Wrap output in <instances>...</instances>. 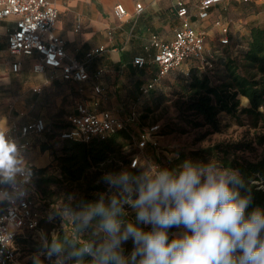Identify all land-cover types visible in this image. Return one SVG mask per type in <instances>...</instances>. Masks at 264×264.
Here are the masks:
<instances>
[{"label":"clouds","instance_id":"1","mask_svg":"<svg viewBox=\"0 0 264 264\" xmlns=\"http://www.w3.org/2000/svg\"><path fill=\"white\" fill-rule=\"evenodd\" d=\"M33 177L17 141L0 125V204L23 201ZM101 179L108 191L97 199L49 213V222L59 217L72 229L62 239L41 234L51 264H86V257L90 264H264V210L246 215L252 197L241 194L238 170L186 159L174 169L149 163L138 174L122 169ZM125 205L135 221H125ZM172 228L183 231L170 239ZM129 240L133 249L125 256ZM33 260L42 264L39 255Z\"/></svg>","mask_w":264,"mask_h":264},{"label":"crops","instance_id":"2","mask_svg":"<svg viewBox=\"0 0 264 264\" xmlns=\"http://www.w3.org/2000/svg\"><path fill=\"white\" fill-rule=\"evenodd\" d=\"M54 1L59 10L54 34L65 40L68 56L84 62L88 52L101 47H104V51L88 64L91 78L84 83L65 81L61 78L60 70L50 68L38 74L33 70L39 59L38 54L12 56L8 51V35L15 28L16 19L11 17L1 21L0 125L5 123L9 132L15 125L42 118L49 130L58 133L70 125L71 116L78 114L77 105L84 96L92 112L109 111L115 117H124L127 114L124 107H135L142 96L154 90L157 92V85L146 92L158 74V67L153 62L156 49L152 45V38L156 36L165 43H171L182 25L176 13L175 0ZM185 1L192 27L205 34L206 42L207 39L218 38L220 41L224 38L229 40V35H235L240 40L242 36L248 37L250 28L255 26L247 27L245 32V27L240 24L242 20L232 19L235 15L234 3L247 4L242 0H226L216 5L204 19L200 17L202 0ZM118 4L124 5L127 10V16L123 19L115 14ZM140 7L144 10L138 15ZM240 27L242 35L239 33ZM137 56L146 58L145 67L139 68L134 64ZM15 62L21 63V69L17 72L13 70ZM99 71L102 73L97 77ZM97 87L101 89L100 93L96 91ZM36 89L39 91L36 92ZM45 157L37 156L34 152L24 156L29 166L37 168L50 164L49 157ZM5 204H0V208Z\"/></svg>","mask_w":264,"mask_h":264},{"label":"trees","instance_id":"3","mask_svg":"<svg viewBox=\"0 0 264 264\" xmlns=\"http://www.w3.org/2000/svg\"><path fill=\"white\" fill-rule=\"evenodd\" d=\"M241 41L246 44L240 50V55L234 56L229 51V47H226L225 55L219 58L218 83H213L208 75L193 72L188 81L182 85V96L186 110L192 113L193 117L189 120L195 128L209 126L212 132L221 131L219 115L223 112L237 120L243 115L248 117L247 136L235 143L223 142L204 150L205 160L212 158L222 167L235 169L240 173L245 184V188L240 190L241 194L250 193L252 197V202L246 209L247 215L256 208L264 210V112L262 111L264 109V25L252 26L249 36ZM212 64L215 63L211 62ZM240 97L244 105L249 107H241ZM138 119L139 117L137 121ZM68 127L70 125L65 129ZM49 131L57 137L60 132L54 133L48 128L47 132ZM60 142L59 151L54 153L58 174L50 172V167L30 166L34 173L32 185L39 192L42 204L59 208V204L54 201L56 191L53 188L65 185L82 187V195L71 203L73 206L80 200H95L98 194L108 191V186L101 179L102 176L107 172L121 171L123 164H126V169L134 174L142 172L140 165L137 168L130 166V160L134 156L126 149L133 142L131 131L117 130L105 140L94 139L89 142L60 140ZM259 149L261 153L254 160L245 156L246 152L253 153ZM127 206H124L125 209ZM124 219L128 221L130 218L127 215ZM43 222V219L40 220L41 228ZM52 224L53 231L61 239L67 234H72L71 225L61 218L57 217ZM174 231L175 228L169 229L170 239ZM51 234L52 232L47 234L49 240ZM90 235L91 230L83 238L87 239ZM33 238L32 234L19 238L17 243L22 260V254L32 244ZM39 257L42 264H51L46 256ZM85 261L86 264H90V258L86 257ZM25 264H34V260Z\"/></svg>","mask_w":264,"mask_h":264},{"label":"built area","instance_id":"4","mask_svg":"<svg viewBox=\"0 0 264 264\" xmlns=\"http://www.w3.org/2000/svg\"><path fill=\"white\" fill-rule=\"evenodd\" d=\"M226 0H202L200 3V17L207 18L211 9ZM244 2H261L264 0H242ZM176 13L181 19L182 25L171 43H165L158 37L152 38V45L156 49L153 62L158 67V74L153 82L148 85L146 92L154 87L173 70L181 67L191 60H201L204 57L206 36L203 32L195 30L190 22L189 9L185 0H175ZM144 8L140 7L137 14H141ZM115 14L119 19L127 16V10L122 4L115 6ZM14 17L15 28L8 35V51L12 56L39 55L33 70L35 73H45L49 68L61 71V78L68 82L84 83L91 76L88 72V64L104 51V47L94 49L86 54V61L81 62L72 59L66 51V42L54 34L59 17V10L54 0H0V22ZM228 44V38L221 40ZM134 64L139 68L147 65L144 57L134 58ZM21 69V63L15 62L13 70ZM102 71L97 73V77ZM36 92L39 89L35 90ZM101 92L99 87L96 88ZM78 114L70 117V127L59 132L60 140H80L89 142L94 139L105 140L117 130L130 131L131 123L137 122L136 113L125 121L115 117L111 112H92L87 101L82 100L77 105ZM48 131V125L42 118L24 125H15L10 129L9 136L17 141L22 153L29 150L36 138ZM160 131V125H154L146 129L140 137L139 149L152 140ZM156 145V143H154ZM140 165L139 159L133 157L130 160L131 168ZM42 202L39 192L31 185L29 194L23 201L15 204H5L0 208V264H25L21 259L18 240L28 234L34 237L41 236L39 214L36 212L37 203Z\"/></svg>","mask_w":264,"mask_h":264},{"label":"rangeland","instance_id":"5","mask_svg":"<svg viewBox=\"0 0 264 264\" xmlns=\"http://www.w3.org/2000/svg\"><path fill=\"white\" fill-rule=\"evenodd\" d=\"M234 4L235 15L232 19H241L242 22L240 24L245 27V32L249 26L264 25L263 3L249 2L245 4L235 2ZM241 29L242 27L239 30L240 35H242ZM243 39L244 36L238 40L235 38V35L233 37L229 35L228 44H223L219 38L217 40L207 39V51L205 50L203 59L184 63L157 84V92L154 90L150 94L142 96L139 100L141 103L138 102L135 107H124V112L127 114L121 117L123 120L127 121L132 112L136 113L137 118L139 117L136 123H131V126H129L133 135V142L126 151L139 159L141 171L149 163H154L169 169L177 168L186 159H191L194 162L207 163L214 159L209 158L205 160V149L223 142L235 143L247 136L249 133V119L245 115L240 120H237L227 113H221L219 115L221 131L219 132H212L209 126L195 128L189 120L190 117H193L192 113L186 110L182 96V85L188 81L193 72L208 75L213 83H218L220 81V73L217 70L219 58L225 55L226 47H229V51L234 56L240 55V50L246 44L244 41H241ZM211 62L215 64L211 65ZM83 100L86 101L88 99L84 96ZM240 101L241 107L245 108L241 97ZM262 111L264 112V109ZM241 121L246 124H241ZM157 124L160 125V131L154 135L152 140L143 149H139L138 145L141 134L146 129ZM60 147L61 142L56 134H51L49 131L40 136V138H36L33 143V148L27 150V153L23 156L34 152L37 156L49 157L48 160L51 162L47 167H50V172L53 174H58V166L54 163V153L58 152ZM260 153L261 150L259 149L253 153L246 152L245 156L254 160ZM122 167L123 169L127 168L126 164H123ZM53 189L56 191L54 201L59 204V208L65 204H71L82 195V187L79 186L69 187L65 185L62 187H54ZM59 208H54L44 203L42 204V202L37 203L36 212L39 214V218L44 220L42 234L47 235L49 232H54L52 222L48 221V215L52 210H58ZM125 210L130 218L129 220L135 221L134 210L130 206H127ZM140 227L145 226L140 225ZM150 227L147 226L146 230L150 229ZM182 231V228H175L171 236L179 234ZM31 243L28 246L29 249L27 248L22 254L25 263L32 261L34 256L43 255L41 236L34 237ZM122 247L124 255L127 256L133 249V243L129 240Z\"/></svg>","mask_w":264,"mask_h":264},{"label":"water","instance_id":"6","mask_svg":"<svg viewBox=\"0 0 264 264\" xmlns=\"http://www.w3.org/2000/svg\"><path fill=\"white\" fill-rule=\"evenodd\" d=\"M245 107H249V105H245Z\"/></svg>","mask_w":264,"mask_h":264}]
</instances>
